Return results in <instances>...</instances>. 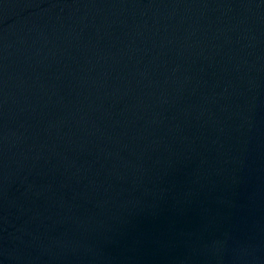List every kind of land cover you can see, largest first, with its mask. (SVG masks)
I'll use <instances>...</instances> for the list:
<instances>
[{
  "label": "water",
  "instance_id": "1",
  "mask_svg": "<svg viewBox=\"0 0 264 264\" xmlns=\"http://www.w3.org/2000/svg\"><path fill=\"white\" fill-rule=\"evenodd\" d=\"M0 264H264V0H0Z\"/></svg>",
  "mask_w": 264,
  "mask_h": 264
}]
</instances>
